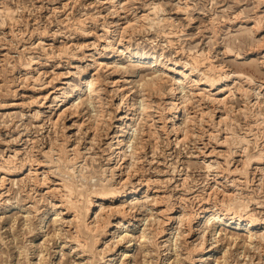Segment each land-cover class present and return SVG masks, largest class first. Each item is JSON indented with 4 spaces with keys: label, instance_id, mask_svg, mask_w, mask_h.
<instances>
[{
    "label": "rangeland",
    "instance_id": "rangeland-1",
    "mask_svg": "<svg viewBox=\"0 0 264 264\" xmlns=\"http://www.w3.org/2000/svg\"><path fill=\"white\" fill-rule=\"evenodd\" d=\"M105 1L0 0V8L2 7L3 10L0 12V22L3 19L0 23V165L7 169L10 168L14 172L12 174L0 172V264H82L79 259L73 262V258H77V256L72 255L77 253L76 251L79 248L77 246H74V248V242L71 243V241L67 242V247L63 251L66 254L58 257L59 260H54L56 255L54 256L53 249L60 241L56 232H59L61 239H64L67 235V229H70V231L73 229L71 223H67L72 214L68 212L62 216L58 215L57 218L54 213L55 208L51 205V201L59 202L58 195L62 192L60 190L55 191L54 182L64 177L67 181L76 180L74 181L76 184L80 182L86 185L83 192H86V190L90 192L91 189L99 186L101 178L107 174L110 176L108 167L115 162L114 159L109 160L108 154L111 151L109 148L111 139L109 138L115 130H112L111 125L116 119L115 104L130 87H133L131 92L134 89H139L137 83L142 77L147 75L149 77L156 73L153 69H148L145 66L124 62L123 55L118 56L122 66L125 65L123 69L115 72L112 69L101 70L103 78L107 79L109 77L108 81L110 79L116 80L114 86H111V83L104 84L105 94L102 101L107 109H104V118L107 119L108 125L106 124L99 129L92 149L90 148L89 152L85 153L84 146H88L87 141L92 134L88 135L85 132L84 125L79 128L77 122L84 118L80 116L87 112L88 108L84 107L85 104H81L80 116L68 115L67 118L58 120L56 126L52 128L50 122L56 116L54 114L55 109L52 110L53 107L51 106L55 105V101L52 102L54 94L69 91L74 84L79 82L80 76L77 75L82 68L88 66L89 62L90 64L93 62V57L89 55L95 51V48L99 47L106 54L109 51L107 45L110 40L118 41L119 38L123 42H127L129 38L131 45L135 46L138 43L148 51L155 49L162 52L166 58L173 61L177 60L179 66H183L186 62L192 64L195 60L192 58L197 57L198 70H194V73L189 74L190 77L187 78L195 91L201 88L200 85H194L193 80L195 78L203 76V74L218 76L217 72L211 73L213 71L210 70L212 65L226 72H243L254 80L255 86L258 84L264 85V0ZM112 2H120V5H122L118 9L119 17L114 12ZM5 5L13 9L14 12L9 14L4 11L3 7ZM152 6L158 8L157 18H154L156 21L143 22L140 16L148 12ZM132 17L135 19L137 17V20L132 22L135 24H131L130 27H127L128 29L125 28L120 33L123 29L122 26L127 22L126 19ZM78 23L83 25V30L77 28ZM113 29L115 30L112 31L109 39L108 32ZM123 35L125 36L123 37ZM79 59V64L76 63L78 66L71 67L70 64H75ZM196 72L200 74L197 76ZM36 75L41 77V84L33 83L35 80L32 78ZM64 78H68L70 83L57 90L56 88L61 86L60 82ZM49 80L50 83H48ZM243 80L239 81V79L232 77L226 81L233 94L231 93L230 97L226 99L225 108H228L225 109L224 115L228 117L226 116L220 124L217 121L220 119L219 116L213 117L210 115L209 111L212 105L208 100L204 98L198 104L197 98H190L192 100L190 102L188 100L187 108L189 114L192 115L191 121H193L190 122L191 131H188L189 134L187 133L188 136L184 139L183 134L180 133L181 131L177 134L173 131L169 134L164 133L163 126L172 129L169 125V118H171L175 109L168 108L166 94H160L154 98L155 100L152 102L149 111V114H151V117H149L150 130H148L149 123L142 122L144 130L146 129L144 131L146 141H144V152L141 153V163L138 164V168L141 170L138 171L143 172L151 180V185L159 190L158 195L160 196L157 197L156 204L151 195L149 199L145 200L143 198L142 200L145 203L147 201L149 204L154 202V209L151 210L144 205L142 207H139V204L136 205L132 209L137 210L134 221L135 224L147 222L144 220L147 217L149 220L155 221L150 217V213L152 212V217H154L161 209L162 216L160 219H163V222L170 214H173L171 212L177 210L178 204L179 206L180 204L185 205L191 216L189 215V219L183 221L184 227L182 226L181 229L184 231L182 236L176 240V251L169 250L170 247L173 248L174 246L170 236L178 229V224L173 221L172 229L166 236L167 241L157 246L151 244V241L147 238V240L142 241L138 237L139 234L136 233L137 235L133 241L136 243H134V249L131 248V256L123 262L122 259H118L121 248H117L118 250L115 249L113 255L116 259L112 264H129L131 260H136L137 264H164L163 258L165 256L166 258L169 257L166 264H179L181 261L183 264H191L189 259L192 255L191 249L193 243L195 244L198 241L196 233L203 228L206 229L207 241L205 245L208 243L207 249L214 245L217 247H214L215 254L214 251L211 252L213 259H209L207 264H264V237H260L259 231L254 233L250 239L246 232L223 229L217 224L214 225V221L212 224L203 221L200 225L201 228L194 227L197 231L196 229L192 231L187 227L190 225L188 223H192L195 219L207 197L212 202L218 200V202L225 201L224 203H226L229 199L234 200V202L245 201L251 208L252 217L255 220L264 221V89L260 92L257 100L259 103L256 102L257 105H252L251 102L255 101L253 96L242 94V89L249 88L248 82L245 79ZM162 84V88L167 91V82L163 81ZM111 89H116L114 91L115 95L112 94ZM53 90L56 92L53 93ZM165 90L164 92H166ZM134 94L136 96L138 92ZM44 95H47L46 99L41 98ZM189 96L191 97V95ZM85 97L86 95L82 97V100H85ZM37 100L42 102L41 106H38ZM165 106L168 107L164 108ZM126 108L127 106L124 108L123 105L122 110ZM89 109L91 108L89 107ZM220 113L215 112L217 115ZM64 125L67 127L62 129ZM69 126L72 127L70 134L67 129ZM108 126L111 128L109 129ZM78 131L81 132L78 133ZM64 132L68 133L71 137L70 140L63 141ZM241 137H244L245 140H241ZM80 140L82 141L80 142ZM61 141L64 145H67V148L62 151L63 153L57 150L58 143H61ZM75 142H78V147L84 156L83 158H77L72 170L70 168L74 157L72 158L73 152L69 148L77 145L74 144ZM51 144L56 146V149L54 147L52 152L53 161L50 162L45 157H39L43 160V164L45 162L44 168L51 171L50 180L45 181V184L37 188L32 186L31 181H29L25 187L26 168L23 167L24 169L22 168L21 172L17 171L23 164L24 157L31 153L39 156V153L41 155ZM90 155H93L92 158L95 161L90 158ZM256 155L263 156L262 160H254L249 164L247 158L255 159L253 157H256ZM69 157L71 162H69ZM6 158L12 161L4 163ZM56 160L57 162H55ZM207 163L212 164V166L207 167ZM37 170L41 172L43 169L38 168ZM81 172L86 173V178L80 174ZM116 174L109 181L110 183L114 180L117 181L119 171L116 170ZM41 175L38 174V177L40 178ZM69 176L70 178H68ZM133 176L135 177L132 178ZM136 176L132 175V183H128L127 188L137 184L138 179ZM183 176H185L184 183L181 179ZM29 185L34 189L30 188ZM47 187L52 189L54 198H49L48 195L45 196ZM26 192L29 193L28 196ZM73 197V200H80L77 194ZM116 203H119V201H116ZM7 206L10 207V211L6 210ZM137 206L138 208H136ZM44 212H47L44 222L46 226L42 231H37L34 226L36 227L37 221L40 220ZM25 213L28 214L31 224L28 221L27 224H24L26 223ZM55 218L59 222L55 221ZM28 224L32 225L33 228ZM28 226L32 231H28ZM211 226H214L218 232L216 234L217 241L209 245V242L214 240L211 239L213 233ZM183 233H186V236ZM231 234L232 236L237 234L238 238L236 235V240H233ZM44 238H50L51 241ZM172 240L174 241V239ZM251 240L252 242H250ZM109 242L111 244L112 240L110 239ZM98 244V249L104 245L102 243ZM128 244V242L125 243V245ZM142 245L150 250L148 253L151 252L152 254L147 253L146 255V252L142 251ZM182 245L184 246L182 247ZM167 247L169 249L163 251ZM165 252H168L167 255H164ZM46 254H48L47 257ZM68 258L69 260H67ZM95 258L96 262L95 260L93 262L100 264L99 255H96ZM143 258H146V261H143ZM199 263V257H197L192 264Z\"/></svg>",
    "mask_w": 264,
    "mask_h": 264
},
{
    "label": "bare ground",
    "instance_id": "bare-ground-1",
    "mask_svg": "<svg viewBox=\"0 0 264 264\" xmlns=\"http://www.w3.org/2000/svg\"><path fill=\"white\" fill-rule=\"evenodd\" d=\"M107 1L108 0H106L105 2H107ZM120 4H121L120 2H117V3L112 2L111 3V5L114 9V12L116 14H118L119 6L120 7L122 6ZM1 8H0V12L2 10ZM3 8H4V11H7L9 14H12L14 12L13 9H11L10 7H8L6 5ZM157 11H158V8L156 6H152V8H149L148 12H146V13L142 14V16H140V19L143 22L147 21V22L151 23L154 20V18L156 17ZM8 16H10V15H8ZM118 17H119V14H118ZM1 20L3 21V19H1ZM126 20H127V22L124 26H122L123 29H121L120 33L125 28H127L128 26L130 27L131 24H135L132 22H134V20H137V17H136V19L133 17L127 18ZM2 21L0 23H2ZM154 21H156V20H154ZM159 22H157V23H159ZM152 24H154V23H152ZM142 25H144V24H142ZM131 27L133 28V26H131ZM77 28H80L83 30V25L81 23H78ZM114 30L115 29L109 30V32H108V38L109 39L111 38L112 31L114 32ZM107 31H108V29H107ZM124 36L125 35H123V37ZM107 46L109 47V51L106 54L103 53L104 51L101 50L99 47L95 48V51L91 52L89 55V56L93 57L92 59H94L91 64H90V62L88 63V66H92V67L87 66L86 68H82L81 71L77 75V76H80V79L78 80L79 82L74 84L73 87L69 91L62 92L60 90L61 94H59V93L54 94L53 100H52V102L55 101V105L51 106V107H53L52 110L55 109L54 114L56 116V118L50 122L52 125V128H53V126H56V124L58 123V120L65 119V118H67L66 116H68V115H70V116L72 115L73 117L74 116H80L81 115V108H80L81 104H83V105L85 104L84 107L88 108L87 112H85L84 114H82V116H80V117H84V118L81 121L77 122V125L79 128L84 125L85 132H87L88 135L90 133L92 134V136L90 135L91 137L87 141L88 146L83 145L84 150L86 151L85 153L89 152L90 148L93 146V143L96 141L97 136H98L97 132H99V129L102 128V126H104L106 124L108 125V123L106 122L107 119L104 118L105 117L104 109H106L104 107L105 103L102 101L103 100L102 97H104L103 95L105 94L104 84L106 85L108 83H111V86H114L116 83V80L110 79V81H108L109 77L107 79L103 78V76L101 75V70L112 69V71L115 72V71H119V70L123 69V67L125 65L122 66L120 60H118V56L123 55L124 62H130L133 65L145 66L148 69H153L154 72H156V73L152 74L149 77H147L148 75L145 77H142L140 79V81L137 83L139 86V89L138 88L134 89L131 92L133 87H130L127 90V92H124L122 94L119 101L115 104L114 109L116 112V116H115L116 119H115V121L112 122L113 124L110 122L112 125V130L113 129H115V130H114L113 134L111 135V138H109V139H111L109 141V148L111 149V151H110V153H108L109 154V160L114 159L115 162L113 163L112 166L108 167V173L110 176H108V174L105 175L104 177H103V175H101L103 178H101V182H100L99 186L94 187L93 189H91L90 192H87V190H86V192H83V188L86 185L82 184L80 182H79V184H76L74 182L76 180L67 181L64 179L65 178L64 177V178H59V181L54 182L55 191L56 190L62 191V192H60L61 194L58 195L59 202L58 201H51V205L54 206V208H55L54 213H55L56 217L58 215L62 216L68 212H69V214H72L71 218L69 219V221L67 223L68 224L71 223L72 226L71 225L70 226L73 228L72 231H70V229H67V235L64 237V239H61L59 232H56L57 233L56 235L60 238V241L56 244V246L53 249V254H54V256L56 255L54 260L58 259V257L63 256V254H64L63 251H65V249L67 247V242L71 241V243L74 242L73 247L77 246L79 248V250L76 251L77 253H74L72 255V256H74V255L77 256V258H73V262L75 260L79 259L82 262V264H95L93 262V260H95V262H96L95 257H96V255H99L100 260H101L100 264H112L114 262V259H116V257L113 255L115 254L114 250L117 248L118 249L121 248V252H120L118 259H122V261L124 262L126 259H128L131 256L130 252L132 249H134L133 248L135 245L134 243H136V242H133V241H134L137 234H139L138 237L141 238L142 241H145V239L147 238L149 241H151V244L158 246L159 244L167 241L166 236L169 233V231H171V229H172L173 221H175V223L178 224L177 231H174L173 234L171 233L172 236H170L171 242H174L173 243L174 246L172 245L173 248L170 247V249H169L167 247V248H164V250L163 249L162 250L166 251L168 249L169 250L173 249L174 251H176V240L182 236V232L184 231L181 229L183 226V221L186 219H189V215H190V211H188L189 209H186L185 205L180 204V206H179V204H178V208H176L177 210L176 211L174 210V212H171L173 214H170L163 222H162L163 219L162 220L160 219V217L162 216L161 209H160L154 217H152V214H151L152 212L150 213V215H151L150 217L153 218V220H155V221L149 220V218L147 217L148 220H146L147 218L144 219L147 222L135 224L134 220L136 219V215H137L136 211L137 210H132L138 204H139V207H142L144 205L146 207L148 206L152 210V209H154V202L149 204L148 201L145 203V202H143L142 199L143 198L145 200L147 198L149 199V197L151 195V196H153L155 204H156V202H157L156 199L158 196H160V195H158L159 190L151 185L152 184V183H150L151 180H149V178H147L143 172L138 171V170H141L138 168V164L141 163V160H142V154L141 153L144 152L143 151L144 147H145L144 141H146L145 137H144L145 136L144 131L146 129L144 130V128H143L144 124H142V122L143 123H145V122L149 123L150 122L149 117H151L150 116L151 114H149V111L152 107V102L155 100L154 98L157 95L159 96L160 94H163V95L166 94V100H167L166 102L169 105V107L165 106L164 108L168 107L169 109H173V108L175 109L171 118H169V125L171 126L172 129L164 128V126H163L164 133L169 134V132L173 131L175 134H177L181 131L180 133L183 134V139H184L186 136H188L187 135L188 131H191L190 130V122L193 121V120L191 121L192 115L189 114L188 108H187L188 100L190 102L193 98H197L196 101L198 102V104H200V102L204 98L206 100H208V102L212 105V108L209 111L211 113L210 115H212L213 117L219 116L220 119L217 121H218V124H220V122L222 120H224L227 116V115H224L225 109L228 108V107L225 108L226 99L228 97H230V95L232 93L230 87L227 86L226 81H228L232 77L239 79V81L245 79L246 82H248V84H249L248 85L249 88L242 89V94H245L246 96L247 95L253 96L255 101L251 102L252 105H255L256 102H257V104L259 103V101H257V100L259 99L260 92L262 91V89H264V85H262V84H258L255 86L256 83L253 82L254 80H252V78L248 77V75L243 73V72H235V73H231V71L226 72V71L219 69L217 66L212 65L211 68L209 67L210 70H213L211 73L214 74L217 72L218 76L216 77V76H210L211 74H209V75L203 74V76L195 78L193 80V82H195L194 85L196 84V85L201 86V88H199L200 90L195 91L192 88V84H190L188 82L189 80H187V78H188L189 74L194 73V70H198L197 69L198 68L197 67L198 61L196 60L197 57L192 58V59H195L192 62V64H189L190 62L189 63L186 62L185 64H183V66L182 65L179 66L177 60L173 61L170 58H166L162 52H158L155 49H153L152 51H148V50L144 49V47H141L138 43L135 46L131 45L129 43V38H128L127 42L126 41L123 42L122 39H119V38H118V41L110 40ZM71 53H73V52H71ZM37 57H39V56H37ZM86 60L89 61L90 59H86ZM79 62H80V59H79V61L75 62V64L71 63L70 65H71V67H77L78 66L77 64H79ZM205 71H207V70H205ZM195 74H197V76H198L200 73L198 74L196 72ZM26 78H27V76H26ZM32 79L35 80V82H33V83H37V84L42 83V81H41L42 79H41V77H38V75H36V77H34ZM57 79H58V77H57ZM163 81L167 82V84H168V88L166 87L167 91L165 90V88L164 89L162 88V85H163L162 82ZM48 83H50V80L48 81ZM68 83H70L68 78H64L60 82L61 86L57 87L56 89L57 90L62 89L63 86L67 85ZM39 87H41V86H39ZM258 88H259V90H257ZM116 89H118V88H116ZM116 89H111L112 94H114V91H116ZM164 90L166 92H164ZM55 92L56 91L53 90V93H55ZM136 92H138L139 95L137 94L135 96L134 93H136ZM84 95H86L85 100H82V97ZM189 95H191V97ZM41 98L46 99L47 95H44ZM190 98H192V99L190 100ZM37 101L39 102V100H37ZM38 102H37L38 106H41L42 102H39V103ZM123 105H124V108L127 106V108L124 110H122ZM89 107L91 109H89ZM215 112H219V113L221 112V113L219 115H217V114H215ZM228 112H229V110H228ZM204 113H207V112H204ZM35 114H36V112H35ZM206 115H209V114H206ZM150 123L148 124V126H149L148 130H150V125H151ZM66 127L67 126L64 125L62 127V129L66 128ZM108 127H109V129L111 128L110 126H108ZM71 128H72L71 126H69L67 128L69 134H70ZM103 129H104V127H103ZM151 131H150V133H151ZM80 132L78 131V133H80ZM63 135H64L63 141H67L68 139L70 140L71 137L68 135L67 132H64ZM98 139H100V138H98ZM240 139L245 140L244 137H241ZM73 141H75V140H73ZM81 141L82 140H80V142ZM50 142H51V140H50ZM55 143H56V141H55ZM77 143L75 142L74 144H77ZM54 144L49 145V148L47 150L43 151V153H41V155L39 153V156L33 155L32 153L27 154V156L24 157V162L21 165V167L20 168L17 167L18 172H21L23 167L26 168L25 171H27V173L24 176L25 187L27 185L26 183L29 181H31L30 184L32 186L37 188L38 186L40 187L43 184H45V181L50 180L49 177H50L51 171L48 168H46V169L44 168L45 162L43 164V160L40 159L39 157L40 156H41V158L45 157L46 159H49L50 162H52L53 161L52 152L54 150V147L56 149V146ZM58 145H59V147L57 148V150H59L60 152L64 151L67 148V145H64V143H62V141H61V143L59 142ZM154 148H156V147H154ZM69 150H72V152H73L72 158L73 157L74 158H73V162H72V167L70 166L71 167L70 169L73 170V164L77 161V158L78 157L83 158L84 154L82 153V151L78 147V144L73 145L72 147L69 148ZM55 152H57V151H55ZM66 155H67V153H66ZM92 156L90 158H92ZM85 157H86V155H85ZM262 157L263 156H261V155H259V156L256 155V157H253L255 159H252L251 157H250L251 158L250 159L248 157L247 161H249V164H250V162L254 161V160L261 161ZM60 158L62 159L63 157H60ZM60 158H58L59 161H61ZM92 159L94 160V158H92ZM7 161L10 162L12 160L11 159L7 160V158L4 159V163L5 162L7 163ZM66 161H68V160H66ZM55 162H57V160ZM69 162H71V158H70ZM64 164H65V162H64ZM81 164H82V162H81ZM49 165H51V164H49ZM211 166H212V164L207 163V167H211ZM141 167H142V165H141ZM13 168H15V167H13ZM38 168L39 169L42 168L43 170L40 172L37 170ZM57 169H59V168L57 167ZM84 170H85V168H84ZM116 170L119 171V173H120L118 176V179H117V181L114 180L113 182L110 183L109 181H111L114 178V175L116 174ZM79 171H81V170H79ZM0 172H2L4 174L5 173H10V174L14 173L12 170H10V168L7 169L5 167H2V165H0ZM63 172H64V170H63ZM38 174H42L40 178L38 177ZM53 174H55V173H53ZM80 174L84 178H86V176H85L86 173L81 172ZM132 175H137L136 178L138 179V182L136 181L137 182L136 185H133L132 187L127 188L126 185L130 182L132 183V181H131ZM91 177H92V175H91ZM134 177L135 176H133L132 178H134ZM2 178H3V176H2ZM68 178H70V176ZM181 179L183 180V183H184L185 182V176H183ZM51 182H52V180H51ZM48 187L45 189V193H46L45 196L48 195L49 198L50 197L54 198L52 195V192H53L52 189H50ZM30 188H33V187L30 186ZM26 193L28 196L29 193L28 192H26ZM223 193H225V192H223ZM76 194L78 195L80 200H73V198H74L73 196H76ZM0 195H1V192H0ZM159 199H160V197H159ZM116 201H119V203H116ZM159 201H158V203H159ZM127 202H129V204H127ZM224 202H222V201L218 202V200L212 202L207 197L204 201V205H202L201 210L199 211V213H197V216L192 221V223H188L190 225H188L187 227H189V229H192V231H194L196 229L194 227H200V225L203 221L204 222L206 221L205 223H207V224L209 222L212 224V222L214 221L213 222L214 225L217 224L218 226H221L223 229L227 228V229H231L233 231L246 232L250 239L252 238L253 234L256 233L257 231L260 232V237L261 236H262V238L264 237V221L255 220L252 217V214L250 213L251 208L249 207V204L247 202L242 201V200L241 201L239 200L238 202H234V200L232 201L231 199H229L226 203H224ZM17 206H18V204H17ZM136 208H138V206ZM6 210L10 211V207L7 206ZM24 211L28 212L27 210H24ZM165 211H167V210H165ZM46 214H47V212H44L42 217L40 218V220L37 221L38 223H37L36 227L34 226L35 230L42 231V229L46 226L44 223L46 220L45 219ZM25 215H26V213H25ZM115 215H116V217H114ZM29 217H30V215H29ZM61 218H63V217H61ZM25 220H26L25 221L26 223H24V224H27V221L30 222V224H31V221H29L30 219L28 218V214L26 215ZM52 220H53V218H52ZM54 220L58 221V220H56V218ZM190 220H189V222H190ZM149 221L152 224L148 223ZM186 222H188V221H186ZM162 223H163V225H162ZM30 224H28V225H30ZM132 225H134V226L132 227ZM155 225H156V227H154ZM30 226L32 227V225H30ZM67 227H69V226H67ZM28 228H29L28 231H32L29 226H28ZM53 229H54V227H53ZM119 229H121V230H119ZM173 229H174V227H173ZM211 229H213L211 239H214V240L209 242V245L212 244L213 242L215 243L217 241L216 240V234L218 231L215 229L214 226L213 227L211 226ZM198 230H199V228H198ZM196 231H197V229H196ZM184 235L186 236V233ZM196 235H197L196 239L198 241L195 244L193 243V247L191 249L192 255H191V257L189 255L190 262L192 264L193 261H195L196 258L199 257V261H200L199 264H207L209 259H213L211 252L214 251L213 253L214 254L216 253V251L214 250L215 249L214 247H216V246L211 245L212 247H209V249H207L208 243L205 245V243L207 241L205 228H203L198 233H196ZM236 235L232 236V234H231V237L233 238V240H236ZM237 238H238V235H237ZM47 239H45V240H47ZM110 239L112 240L111 244H109ZM172 239H174V241ZM50 241H51V239H50ZM50 241H49V243H50ZM126 242H128L129 244L125 245ZM192 242H190V243H192ZM250 242H252V240ZM263 242H264V240H263ZM98 243H102V245L103 244L104 245L100 249H98L97 248L99 246ZM139 243L141 244V242H139ZM177 243H178V241H177ZM146 244H144V245H146ZM41 245H40V247H41ZM183 246L184 245H182V247ZM47 247H49V246H47ZM178 247L180 248V246H178ZM142 248H143L142 251L146 252V255H147V253L150 250L147 249V247H143V245H142ZM69 249H70V247H69ZM44 250H45V248H44ZM73 252H74V250H73ZM108 252H110V253H108ZM44 253H45V251H44ZM106 253H108V254H106ZM167 253L168 252H165L164 255H167ZM221 253H224V252H221ZM148 254L150 255L152 253L150 252ZM47 255L48 254H46V257H47ZM39 256H40V254H39ZM41 257H42V255H41ZM180 258H181V256H180ZM39 259L41 260V258H39ZM51 259H52V257H51ZM145 259L143 261H146ZM67 260H69V258ZM163 260H164V264H166V262L169 261V257L166 258V256H165L163 258ZM178 261H176V262H178ZM129 264H137V262H136V260L135 261L131 260L129 262ZM181 264H183V263H181ZM227 264H229V263H227Z\"/></svg>",
    "mask_w": 264,
    "mask_h": 264
}]
</instances>
